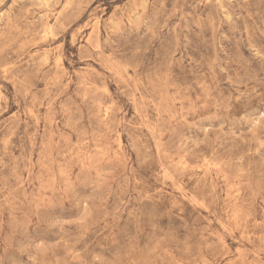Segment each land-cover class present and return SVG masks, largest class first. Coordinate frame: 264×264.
Listing matches in <instances>:
<instances>
[{
  "label": "rangeland",
  "instance_id": "1",
  "mask_svg": "<svg viewBox=\"0 0 264 264\" xmlns=\"http://www.w3.org/2000/svg\"><path fill=\"white\" fill-rule=\"evenodd\" d=\"M0 264H264V0H0Z\"/></svg>",
  "mask_w": 264,
  "mask_h": 264
},
{
  "label": "bare ground",
  "instance_id": "2",
  "mask_svg": "<svg viewBox=\"0 0 264 264\" xmlns=\"http://www.w3.org/2000/svg\"><path fill=\"white\" fill-rule=\"evenodd\" d=\"M56 21V20H55ZM51 36V35H50Z\"/></svg>",
  "mask_w": 264,
  "mask_h": 264
}]
</instances>
